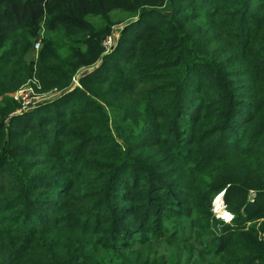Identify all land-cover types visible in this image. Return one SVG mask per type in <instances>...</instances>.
<instances>
[{
  "label": "trees",
  "instance_id": "16d2710c",
  "mask_svg": "<svg viewBox=\"0 0 264 264\" xmlns=\"http://www.w3.org/2000/svg\"><path fill=\"white\" fill-rule=\"evenodd\" d=\"M111 8L120 17H106ZM126 21L125 32L134 38L127 51L129 58L118 66L114 53L102 57L109 68L81 79L92 95L91 106L74 105L69 118H58V113L50 117L56 105L69 107L68 97L84 95L68 93L56 104L37 107L21 117L20 128L23 132L41 128L40 122H34L41 113L42 121L49 127L53 124L61 145L76 138L83 148L87 139L95 137L92 131L102 136L110 132L106 111L112 110L139 132L140 142L116 159L108 169L113 174L96 181L91 193L77 195L75 188L67 187L60 196L65 203L49 209L52 218L39 211L42 203L34 192H60L64 187H54L55 177L35 180L23 173L14 185L21 187L16 198L5 199L4 204L0 201V264H120L114 257L149 245L141 240L140 230L145 228L144 218L152 213L129 205L131 192H124L142 184L149 186V197L165 203L173 196H188L181 191L183 162L171 154L162 158L166 148L174 149L175 134H191L186 141L190 150L207 149L193 163L208 159L210 152L216 159L230 161L225 155L234 152L231 155L241 159L247 172L243 176L233 172L240 180L226 179V187L232 185L241 192L243 203L248 191L264 202V0H0V97L15 92L32 77L45 91L69 87L76 72L104 52L102 42L112 26ZM43 27L48 34L33 69L27 55ZM6 108L18 110L17 103L6 104ZM162 126L170 134L166 143L155 135ZM44 133V129L38 132L41 137ZM25 148L11 145L7 157L15 160ZM78 161L81 165V158ZM66 165L73 164L66 160ZM0 169L5 171L0 173V194L7 195L10 180L6 169ZM123 170L139 171L144 177L132 178L127 184L122 180L120 190L121 177L114 174ZM222 173L220 181L225 186ZM224 175L228 177V172ZM71 193L76 206L69 208ZM113 200L124 206V216L134 226L99 216L98 211ZM256 212L264 213V203ZM93 229L111 234L105 239L108 246L94 242ZM232 235L238 247L245 246L240 255L246 257L244 263L261 260L248 258L250 248L240 237L242 233L237 230ZM156 263L157 259H147L134 264Z\"/></svg>",
  "mask_w": 264,
  "mask_h": 264
},
{
  "label": "rangeland",
  "instance_id": "374dc122",
  "mask_svg": "<svg viewBox=\"0 0 264 264\" xmlns=\"http://www.w3.org/2000/svg\"><path fill=\"white\" fill-rule=\"evenodd\" d=\"M120 15L121 13L114 12L113 8L107 10L105 14L106 17L115 19ZM128 23L129 21L115 23L110 31L116 39V47L109 55L114 53L115 59H118V66L124 63V59L129 58L127 51L134 43L132 35L125 32V26ZM47 34L46 28L43 27L32 41L27 63L33 69L37 64ZM36 43L41 45L39 50L35 48ZM89 44L93 45L91 42ZM105 56L108 55L103 52L92 61L91 65L80 68L73 77L72 84L67 88L45 91L35 77H32L15 92L0 97V141L5 138V143H0V166L6 169L7 178L10 180L6 187L11 186V193L0 194L1 204H4L5 199L16 198L19 194L21 187H14V185L20 181L23 173L33 175L32 179L35 180L55 177L58 183L54 187H64L62 191L47 189L34 192L42 203L39 211L43 213V216L52 218L53 215L49 209L57 205L61 207L65 203L60 196L67 190V187L71 190L75 188L77 195L91 193L92 185L96 181L101 182L104 180L103 177L113 174V171L109 172L108 169L114 166L116 159L124 157L126 151L134 147V143L140 142L137 138L139 132L132 130L130 122L124 124L121 115L114 114L112 110L106 111L110 132L102 136L91 130L95 137L87 139V144L83 148L79 147V141L76 138L61 145L55 136L53 124L49 127L48 122L42 121L41 113L36 114L34 122H40L43 128L30 129L27 132H23L25 130L20 128L21 117L37 107L56 104L68 93L82 92L84 95L78 94V98H75V95L73 100L68 97L65 102L69 107L66 109L61 105H56L50 117L58 113V118L63 117L64 119L65 115L69 118L74 112V105L81 106L82 109L91 106L89 99L92 95L89 88L81 84V79L94 73L100 75L102 71H106L110 65H103L100 60ZM20 96L25 99L24 102L30 104L25 106L23 103L22 105ZM70 101L71 104H68ZM15 102L18 110L8 111L6 104L12 107L16 104ZM17 117L21 120L13 122V119ZM104 124H106V119ZM79 127L82 131V127ZM41 129L45 130L42 137L38 134ZM180 129L186 131L184 127ZM155 135L161 137L162 143H166L170 137L169 132L165 131L163 126L160 128V134ZM190 135L189 133L175 134L173 141L177 142H173L174 149L166 148L162 156V158H167V154H171L174 160L183 162L185 183L181 191L187 193L188 196H173L168 203H165L159 198L149 197V186H142V184L137 189L131 188L124 192V194L131 192L128 194L129 205L137 206V208L140 206L139 209L152 213L150 217L144 218L145 228L140 230L141 240L149 242V245L142 248L137 246L129 253L116 256L114 259L120 264H134L147 259H157L156 264H247L244 263L246 257H240L245 246L238 247L239 242L234 241L235 238L232 235L238 230L243 234L240 237L244 240L246 248H250L248 258L251 260L261 258L260 261H253L254 264H261V261L264 262V213L256 211L264 202L255 192L248 191L246 202L243 203V194L231 188L232 185L226 187L225 182L226 179L240 180L234 177L233 172L238 171L237 174L243 176V172H247L246 166L243 165L241 159L231 155L234 153L231 151L225 155V157L232 158L230 161L224 160L223 162L216 159L217 157L212 156L210 152L208 159L193 163L192 160L196 156L208 151L206 148L190 150L186 143ZM113 138L115 143L112 141ZM11 145L26 147L15 160L7 157V150ZM80 158L81 165L78 161ZM66 160L72 162L73 165L63 166ZM87 163L91 165L88 166ZM94 166L105 169L96 170ZM2 170L0 169V173L5 172ZM222 170L225 186L220 181ZM225 172H228V177H225ZM114 176L121 177L118 182L120 190H122V180L127 184L132 182V178L139 181L144 177L139 171L137 174H132L124 170L115 172ZM42 185L43 183L40 186ZM13 187L14 190H12ZM223 187L226 189L222 191ZM68 206L69 208L76 206L74 195L68 197ZM98 214L103 218L113 217L121 226H134V223L128 220L129 216H124V206L120 205L118 200L108 202L102 211H98ZM115 234L116 231L113 229V236ZM109 235L111 234L105 235L103 230L93 229L92 238L98 246H108L105 239Z\"/></svg>",
  "mask_w": 264,
  "mask_h": 264
},
{
  "label": "built area",
  "instance_id": "2783aa9c",
  "mask_svg": "<svg viewBox=\"0 0 264 264\" xmlns=\"http://www.w3.org/2000/svg\"><path fill=\"white\" fill-rule=\"evenodd\" d=\"M40 46H41L40 43H36V45H35L36 50H39V49H40ZM102 46H103V49H104V53L107 54V55L111 54V53L114 51V49H115V47H116V39H115V37L113 36V33H110V34H109V35L103 40V42H102ZM22 92H23V90H22ZM19 99H20L22 105H23V103H24L25 106H27V105L30 104V103L24 102L25 99H24L23 97H21V96H20Z\"/></svg>",
  "mask_w": 264,
  "mask_h": 264
},
{
  "label": "bare ground",
  "instance_id": "6f19581e",
  "mask_svg": "<svg viewBox=\"0 0 264 264\" xmlns=\"http://www.w3.org/2000/svg\"><path fill=\"white\" fill-rule=\"evenodd\" d=\"M223 195V194H222ZM217 200V199H216ZM220 200V199H219ZM219 205V204H218ZM224 215V214H223Z\"/></svg>",
  "mask_w": 264,
  "mask_h": 264
}]
</instances>
